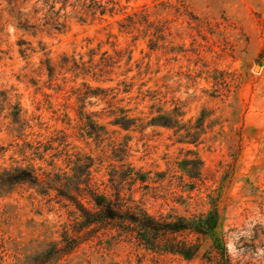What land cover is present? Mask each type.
I'll return each instance as SVG.
<instances>
[{
	"label": "rangeland",
	"instance_id": "374dc122",
	"mask_svg": "<svg viewBox=\"0 0 264 264\" xmlns=\"http://www.w3.org/2000/svg\"><path fill=\"white\" fill-rule=\"evenodd\" d=\"M37 1L0 0V173H69L65 157L49 166L53 152H44L64 134L72 160H93L100 190L130 166L148 175L149 189L137 184L126 199L163 217L215 206L214 237L231 263L264 264V0H112L113 16L85 24L69 18L59 31L33 20ZM103 53L117 63L103 66L101 77L85 76L80 69L99 64ZM119 111L134 120L126 131L112 124ZM174 111L173 128L149 125ZM82 113L103 128L99 138L85 134ZM188 160L200 161L199 175H186ZM38 191L0 186V264H33L71 235L69 211L54 193ZM201 245L187 261L106 230L56 264H214L210 240Z\"/></svg>",
	"mask_w": 264,
	"mask_h": 264
},
{
	"label": "trees",
	"instance_id": "16d2710c",
	"mask_svg": "<svg viewBox=\"0 0 264 264\" xmlns=\"http://www.w3.org/2000/svg\"><path fill=\"white\" fill-rule=\"evenodd\" d=\"M36 3L40 4V8H34L33 20L41 21L43 27L49 26L58 31L64 28L69 18L85 24L106 15L113 16L116 8V3L112 0H38ZM38 15H41V18H36ZM16 16L17 29L25 31L22 23L27 19H22L23 15L18 12ZM133 20V17L127 16L126 21L133 23ZM63 60L65 62L62 66H67L69 64L67 59ZM112 60L107 53H103L99 64L88 68L83 66L80 70L82 73L85 72V76L91 74L92 77L96 75L101 77L108 73L105 70V66L108 67L107 63L110 65L117 63ZM71 62L72 68L78 67L74 60ZM86 89L90 90L89 87ZM88 93H84L83 99L88 98ZM119 114L121 117L114 119L112 124L126 131L134 120L128 118L124 111H119ZM170 115L151 119L149 125L173 128L177 122L174 117L179 115H176L175 111ZM80 116L87 121L83 126L85 134L99 138L100 135L97 134L102 132L103 128L91 120L92 114L82 113ZM15 120L18 122V117H15ZM66 138L64 134L59 138H50L46 142L44 152H53L49 166H54V161L59 157H65L69 173L57 169L39 177L33 168L19 167L0 173L1 187L27 184L32 189H39L38 194L41 196L50 197V193H54L53 199L68 210L72 217L71 235L66 232L59 243L47 245L37 254L33 264H56L75 252L83 242L92 237V234L106 230L114 232L118 238L134 241L146 251L179 256L187 261L195 259L200 254L201 242L209 239L211 243L209 251L213 255L208 261L214 264H232L223 241L214 237L220 223L215 206L208 212L188 216L151 215L144 208V204L134 203L131 198L125 197V192L130 195L136 192L134 187L137 184L140 185L138 189L148 190L150 180L148 175L129 166L108 180L110 187L100 190L91 179L93 160L90 157L83 159L74 157L72 160L64 149L67 146ZM56 142L57 146L53 147ZM62 146L63 149L60 150ZM38 150L39 148L34 149V154H38ZM43 155L42 153V158ZM184 164L186 175H199V170L194 168V164H200L199 160H188ZM69 174L71 176H68ZM107 188L109 191H106Z\"/></svg>",
	"mask_w": 264,
	"mask_h": 264
}]
</instances>
